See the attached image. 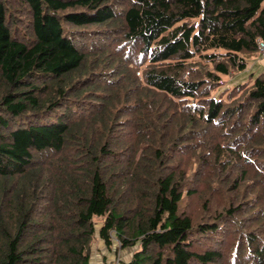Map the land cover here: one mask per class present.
I'll use <instances>...</instances> for the list:
<instances>
[{
    "label": "trees",
    "instance_id": "16d2710c",
    "mask_svg": "<svg viewBox=\"0 0 264 264\" xmlns=\"http://www.w3.org/2000/svg\"><path fill=\"white\" fill-rule=\"evenodd\" d=\"M260 41L264 0H0V264H264V74L213 96Z\"/></svg>",
    "mask_w": 264,
    "mask_h": 264
},
{
    "label": "rangeland",
    "instance_id": "374dc122",
    "mask_svg": "<svg viewBox=\"0 0 264 264\" xmlns=\"http://www.w3.org/2000/svg\"><path fill=\"white\" fill-rule=\"evenodd\" d=\"M246 62H247L246 70L232 71L229 76H223L222 80L220 81V88L215 93H213V96L216 97V99H219L220 95H223L224 100L228 102V94L230 93L231 90H233L235 87H238L240 85L253 84L254 80L259 75L264 74V59L262 58L260 53L254 57L247 58ZM96 226L100 228L102 226V221L97 220ZM113 236H114L113 241L115 244H117L118 240L116 239L114 233ZM114 249L113 252H108L107 249L105 248L104 242L98 241L92 256V264H113L116 258H118L119 256L127 264V261H130L133 252L137 248L131 249L130 253H126L124 250L123 255L121 252H119L120 246L117 247L115 250ZM117 252L119 253L117 254ZM102 253H104V255Z\"/></svg>",
    "mask_w": 264,
    "mask_h": 264
},
{
    "label": "built area",
    "instance_id": "2783aa9c",
    "mask_svg": "<svg viewBox=\"0 0 264 264\" xmlns=\"http://www.w3.org/2000/svg\"><path fill=\"white\" fill-rule=\"evenodd\" d=\"M259 53L264 59V42L262 41L259 42ZM119 246H121V243L119 241L117 244H114L115 249ZM113 264H126V263H124V260L119 256L118 258H116Z\"/></svg>",
    "mask_w": 264,
    "mask_h": 264
}]
</instances>
